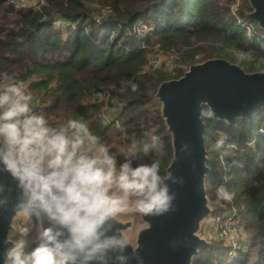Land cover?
<instances>
[{
    "label": "trees",
    "instance_id": "trees-1",
    "mask_svg": "<svg viewBox=\"0 0 264 264\" xmlns=\"http://www.w3.org/2000/svg\"><path fill=\"white\" fill-rule=\"evenodd\" d=\"M250 9L248 0H36L24 6L0 0V76L21 83L37 114L53 122L82 120L114 154L154 131L161 137L156 155L164 170L170 138L154 91L172 76L146 67V54L156 45L174 52L182 66L221 56L245 70L264 69V32L244 17ZM57 17L68 22L64 34L53 25ZM142 25L150 28L136 33ZM101 108H112L123 129L100 119ZM204 123L211 214L234 207L248 239L244 250L231 255L210 239L191 264H264V106L251 119ZM221 134L226 147L217 151ZM220 185L234 193L231 202L217 201Z\"/></svg>",
    "mask_w": 264,
    "mask_h": 264
},
{
    "label": "clouds",
    "instance_id": "clouds-1",
    "mask_svg": "<svg viewBox=\"0 0 264 264\" xmlns=\"http://www.w3.org/2000/svg\"><path fill=\"white\" fill-rule=\"evenodd\" d=\"M31 101L14 76H0V177H9L16 192L11 203L5 194L11 188L0 178V211L11 204L27 218L4 238L3 264H144L118 217L176 210L169 182L184 179L171 166L162 170L161 137L153 131L147 140L133 139L118 159L85 122L50 121ZM198 118H217L207 101ZM226 139L221 134L214 149L224 150ZM192 149L181 142L180 152L191 155ZM216 198L231 202L234 193L220 185Z\"/></svg>",
    "mask_w": 264,
    "mask_h": 264
},
{
    "label": "water",
    "instance_id": "water-1",
    "mask_svg": "<svg viewBox=\"0 0 264 264\" xmlns=\"http://www.w3.org/2000/svg\"><path fill=\"white\" fill-rule=\"evenodd\" d=\"M248 3L251 9L244 17L255 21L264 32V0ZM154 97L170 138L171 156L164 170L171 166L184 183L169 182L171 191L176 193L175 211L161 216L138 214L143 224L134 231L133 238H128L143 256L144 264H191L198 247L208 243L200 232L201 221L212 212L204 185L209 168L203 136L205 123L198 118L201 102L207 101L215 110L216 119L227 124H233L235 118L251 119L264 106V69L245 70L225 57H206L188 63L179 75L160 80ZM182 141L193 146L191 155L180 152ZM0 178L9 184L11 191L5 194L14 203V185L9 177ZM16 214L11 204L8 211H0V264L6 247L3 241ZM118 219L126 235L132 220Z\"/></svg>",
    "mask_w": 264,
    "mask_h": 264
},
{
    "label": "built area",
    "instance_id": "built-area-1",
    "mask_svg": "<svg viewBox=\"0 0 264 264\" xmlns=\"http://www.w3.org/2000/svg\"><path fill=\"white\" fill-rule=\"evenodd\" d=\"M15 6H24L30 3H35L33 0H9ZM104 11L100 10L98 15H103ZM54 20L53 25L56 27L57 25L62 26V32L64 33L66 29L67 21L63 18L57 17ZM97 20V18H96ZM55 23V24H54ZM59 23V24H58ZM59 28V27H56ZM150 27L142 25L141 27L137 26L135 28L136 33L142 34L144 31H147ZM146 67L150 69H159L162 72L166 73L168 76L175 77L179 74L178 71L181 67L182 69L185 66H182L180 63L174 61L171 55L166 54L161 49H158L156 45H154L150 51L146 54ZM98 96V93H94L93 97ZM111 115H110V114ZM97 116L102 120H112L115 128L123 129L120 121L113 115L111 108H101L97 112ZM214 220H212V227L214 235L211 236L214 240L218 239L221 241H227L229 247L235 248V246L240 247V242L242 243L244 240V229L242 225V220L237 214L234 207L228 208L222 212V214L214 215ZM220 241V242H221ZM244 244V243H243Z\"/></svg>",
    "mask_w": 264,
    "mask_h": 264
},
{
    "label": "rangeland",
    "instance_id": "rangeland-1",
    "mask_svg": "<svg viewBox=\"0 0 264 264\" xmlns=\"http://www.w3.org/2000/svg\"><path fill=\"white\" fill-rule=\"evenodd\" d=\"M25 2H27V0H24ZM34 2L36 1V0H33ZM246 19H248V18H246ZM55 20H58V19H55ZM249 20V19H248ZM250 21H252V20H250ZM255 22V21H254ZM66 23H68V22H66ZM55 24V23H54ZM59 24V23H58ZM146 26H148L149 27V25H146ZM246 26V25H245ZM56 27H59L58 29H60L61 31L63 30L61 27L62 26H60V25H57ZM253 28V25H250V26H246V30H248V31H250L251 29ZM66 31V30H65ZM65 31H64V33H65ZM261 31V30H260ZM68 32V31H67ZM63 33V32H62ZM63 33V34H64ZM63 34H61V35H63ZM170 55H171V57H172V55L174 54V52H172V51H167ZM172 53V54H171ZM167 54V53H166ZM175 55V54H174ZM240 55V52H236V57H238ZM263 58H264V54H262L261 55ZM175 59H177V58H175ZM177 62V61H176ZM233 62H237V63H239V61H233ZM240 64V63H239ZM187 65V64H186ZM255 70V69H254ZM167 75V74H166ZM112 109V108H111ZM112 113H113V115L114 116H116V112L112 109ZM110 114V113H109ZM111 115V114H110ZM220 214H222V213H220ZM120 218H131V220H132V224H131V226L125 231V233H126V235L127 236H129V237H131V238H133V235H134V231L140 226V225H142L143 223H142V221L140 220V218H139V215L138 214H135V213H128V214H123V215H120L119 216ZM212 220L215 222V220H214V216L210 213L209 215H207V217H205L202 221H201V229H200V232H201V234H203L204 236H205V238L209 241L210 239H212V240H214L213 238H211V236L212 235H214V233H213V227H212V225H211V223H212ZM27 222V218L25 217V216H23L22 214H20V213H18V214H16L14 217H13V220H12V228L10 229V231H9V234H12V235H15V233L13 232V227L15 226L16 228H19L20 226H23L25 223ZM8 234V235H9ZM213 237V236H212ZM246 239H248V238H246V235H245V233H244V240H243V242L241 243L240 242V247H238V246H235V248H233V247H229V245H228V242L227 241H221V240H216L215 239V241H218V242H220L221 244H222V246H226V247H228V252L230 253V255L231 254H233L234 253V251H236L237 249H242V250H244L245 249V247H246ZM244 243V244H243ZM215 260H217L218 258H214ZM215 260H213L214 262H215Z\"/></svg>",
    "mask_w": 264,
    "mask_h": 264
}]
</instances>
